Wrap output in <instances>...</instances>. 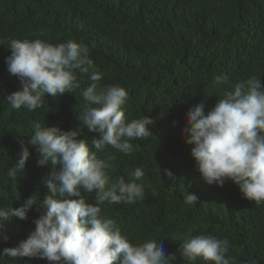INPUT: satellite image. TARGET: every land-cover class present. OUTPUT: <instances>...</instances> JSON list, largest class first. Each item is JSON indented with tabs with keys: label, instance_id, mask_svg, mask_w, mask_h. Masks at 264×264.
Listing matches in <instances>:
<instances>
[{
	"label": "trees",
	"instance_id": "1",
	"mask_svg": "<svg viewBox=\"0 0 264 264\" xmlns=\"http://www.w3.org/2000/svg\"><path fill=\"white\" fill-rule=\"evenodd\" d=\"M13 39L82 44L102 74L100 85L127 90L126 118L145 115L153 120L151 135L131 141L129 155L109 146L96 152L102 159L116 157L109 161L110 182L117 177L131 181L136 168L144 172L136 181L144 187V199L101 205L102 215L114 219L131 243L161 239L166 254H176L175 264H184L176 253L179 244L189 236L210 234L229 240L232 264H264V204L242 198L231 181L222 187L206 184L190 156L191 145L181 135L187 110L205 101L207 112L222 95L221 88L249 78L260 79L264 86V0H0L2 208L18 207L31 196L38 203L49 194L43 181L50 165L39 166V154L31 146L24 172L13 180L7 171L15 164L20 139L27 144L36 124L65 131L79 125L76 116L85 103L81 93L90 83L78 75L79 88L73 93L46 95L35 111L12 109L4 97L21 87L5 65ZM221 74L229 85L215 88L213 79ZM94 137L98 133L85 126L78 138L90 143ZM89 148L96 151L91 144ZM158 166L162 175L164 169L171 172V181L159 174ZM186 194L197 196L196 205L184 202ZM85 195L89 203L95 202L94 193ZM43 214L34 205L28 219L7 223L9 239L0 241V251L25 239L34 230L33 219ZM9 259L3 264H13ZM15 264L48 262L25 257Z\"/></svg>",
	"mask_w": 264,
	"mask_h": 264
},
{
	"label": "clouds",
	"instance_id": "2",
	"mask_svg": "<svg viewBox=\"0 0 264 264\" xmlns=\"http://www.w3.org/2000/svg\"><path fill=\"white\" fill-rule=\"evenodd\" d=\"M8 49L7 72L21 83L20 89L4 97L12 109L35 111L43 106L46 95L53 98L73 93L79 88L78 75L87 76L89 86L81 93L85 103L76 119L98 137L88 143L78 138L83 128L79 125L65 131L38 123L27 144L20 139V151L7 176L15 180L20 171L24 172L31 146L39 154L37 164L50 165L43 181L49 194L38 203L31 196L18 207H0V241L4 242L9 239L7 223L28 219L34 205L44 209L43 215L33 219L34 230L25 239L0 251V264L5 258L15 264V260L25 257L43 259L48 264H175L176 254H166L163 243H158L161 239L133 244L116 221L101 212L105 203L144 199V187L136 182L144 172L136 168L131 181L117 177L110 182L109 161L116 157L102 159L96 152L109 146L129 155L131 141L151 135L148 126L153 120L145 115L126 118L127 90L119 85L102 87V74L95 70L88 48L74 40L52 44L41 39H13ZM223 85H229V78L215 76L213 86ZM221 92L219 97L213 93L218 100L207 112L205 101L187 110L181 129L184 143L191 145L190 156L206 184L222 187L231 181L242 198L264 204V86L260 79L249 78L234 87L221 88ZM208 96L211 95H205ZM89 144L96 151L90 150ZM158 171L171 181L169 170L164 169L162 175L158 166ZM92 193L95 202L89 203L85 194ZM197 199L195 194H186L184 202L194 206ZM229 249L227 238L200 234L186 238L176 253L184 264L198 260L232 264L227 256Z\"/></svg>",
	"mask_w": 264,
	"mask_h": 264
}]
</instances>
